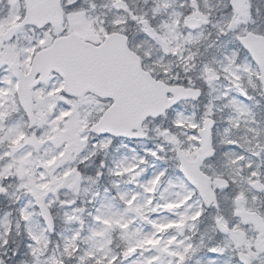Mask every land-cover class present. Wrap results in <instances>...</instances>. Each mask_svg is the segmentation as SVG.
I'll use <instances>...</instances> for the list:
<instances>
[{
  "label": "snow or ice",
  "instance_id": "1",
  "mask_svg": "<svg viewBox=\"0 0 264 264\" xmlns=\"http://www.w3.org/2000/svg\"><path fill=\"white\" fill-rule=\"evenodd\" d=\"M0 264H264V0H0Z\"/></svg>",
  "mask_w": 264,
  "mask_h": 264
}]
</instances>
